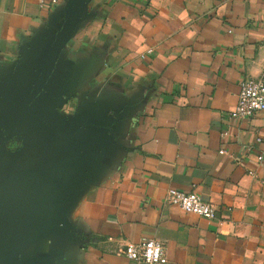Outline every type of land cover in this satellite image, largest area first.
Returning <instances> with one entry per match:
<instances>
[{
    "label": "crops",
    "instance_id": "0c3cea01",
    "mask_svg": "<svg viewBox=\"0 0 264 264\" xmlns=\"http://www.w3.org/2000/svg\"><path fill=\"white\" fill-rule=\"evenodd\" d=\"M40 1L0 0V264H264V0Z\"/></svg>",
    "mask_w": 264,
    "mask_h": 264
},
{
    "label": "built area",
    "instance_id": "2783aa9c",
    "mask_svg": "<svg viewBox=\"0 0 264 264\" xmlns=\"http://www.w3.org/2000/svg\"><path fill=\"white\" fill-rule=\"evenodd\" d=\"M57 1L59 0H50V3L55 4ZM40 2L41 4L44 3L42 0ZM257 113L264 114V80L248 78L239 83L237 101L234 108L229 112V119H250ZM261 142V138H256V143ZM256 162L259 166L264 165V150L256 154ZM250 174L256 177L255 172ZM165 201L185 213L207 220L216 218L215 209L194 192H182L170 188L166 191ZM122 255L131 264L167 263L163 244L154 239H143L138 243H127L123 247Z\"/></svg>",
    "mask_w": 264,
    "mask_h": 264
},
{
    "label": "water",
    "instance_id": "95a60500",
    "mask_svg": "<svg viewBox=\"0 0 264 264\" xmlns=\"http://www.w3.org/2000/svg\"><path fill=\"white\" fill-rule=\"evenodd\" d=\"M21 110L18 111V113L20 112ZM74 138H76V136H74Z\"/></svg>",
    "mask_w": 264,
    "mask_h": 264
}]
</instances>
